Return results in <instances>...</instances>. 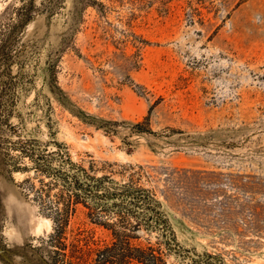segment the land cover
<instances>
[{
	"label": "rangeland",
	"instance_id": "rangeland-1",
	"mask_svg": "<svg viewBox=\"0 0 264 264\" xmlns=\"http://www.w3.org/2000/svg\"><path fill=\"white\" fill-rule=\"evenodd\" d=\"M20 7L35 17L16 130L0 132V264L61 263L76 247L96 264L114 242L83 208L66 246L54 237L20 185L28 174L9 166L20 136L66 143L77 160L145 165L183 246L264 264V0H0V27ZM148 116L154 133L133 132ZM138 235L133 245L158 246L157 233Z\"/></svg>",
	"mask_w": 264,
	"mask_h": 264
},
{
	"label": "trees",
	"instance_id": "trees-1",
	"mask_svg": "<svg viewBox=\"0 0 264 264\" xmlns=\"http://www.w3.org/2000/svg\"><path fill=\"white\" fill-rule=\"evenodd\" d=\"M35 14L30 7H20L11 20L0 27V132L13 131L20 90L26 88L25 69L29 46L22 33ZM55 61L44 68L47 84L59 96ZM18 72H14V68ZM60 98V97H59ZM88 123L108 133L116 130L105 126V120ZM117 122L113 123L116 124ZM150 116L134 124L138 134L154 133ZM16 154L9 160L11 171L28 174L20 185L39 206L41 213L53 221L58 241H62L71 218L83 208L95 223L112 231V245L98 250L96 264H168L164 250L173 252L190 264H230L217 252L198 251L183 246L156 188L151 186V173L145 165L74 159L66 143L43 142L35 137L9 140ZM3 148L4 145H2ZM2 148V149H3ZM7 149V148H6ZM157 233L158 246L133 245L138 233ZM94 252V250H90ZM56 264H93L80 247Z\"/></svg>",
	"mask_w": 264,
	"mask_h": 264
},
{
	"label": "bare ground",
	"instance_id": "bare-ground-1",
	"mask_svg": "<svg viewBox=\"0 0 264 264\" xmlns=\"http://www.w3.org/2000/svg\"><path fill=\"white\" fill-rule=\"evenodd\" d=\"M43 220H45L50 226L52 225V223H51V220L50 219H48V218H43ZM41 229H42V226H41V224H37L36 225V231H41Z\"/></svg>",
	"mask_w": 264,
	"mask_h": 264
}]
</instances>
